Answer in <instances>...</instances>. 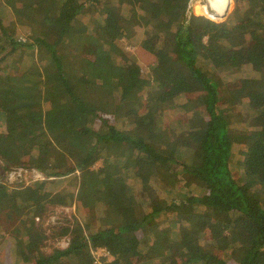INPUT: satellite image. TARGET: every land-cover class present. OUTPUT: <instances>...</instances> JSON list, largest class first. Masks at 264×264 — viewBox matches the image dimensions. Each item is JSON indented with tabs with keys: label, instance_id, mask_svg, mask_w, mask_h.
I'll return each mask as SVG.
<instances>
[{
	"label": "trees",
	"instance_id": "trees-1",
	"mask_svg": "<svg viewBox=\"0 0 264 264\" xmlns=\"http://www.w3.org/2000/svg\"><path fill=\"white\" fill-rule=\"evenodd\" d=\"M25 1L0 17V160L47 179L0 184L15 264H264V0L222 25L190 0ZM136 40L148 73L120 46ZM71 204L101 225L42 252L34 218Z\"/></svg>",
	"mask_w": 264,
	"mask_h": 264
},
{
	"label": "rangeland",
	"instance_id": "rangeland-1",
	"mask_svg": "<svg viewBox=\"0 0 264 264\" xmlns=\"http://www.w3.org/2000/svg\"><path fill=\"white\" fill-rule=\"evenodd\" d=\"M195 1L192 4V7L194 8V10L191 8V3ZM198 1V2H196ZM207 1V0H206ZM205 0H190L189 5H188V15H195V16H202L200 13L202 14H206V7L207 6V2ZM230 1V5L231 2L233 1V7L230 11H227V13L220 17V18H216L219 19V21L223 20L222 22L216 23L214 22V24L217 25H222L230 16V14L232 13V11L235 8V2L234 0H228ZM23 3H27V1L23 0ZM194 5V6H193ZM222 5H218L217 9L220 11ZM230 11V12H229ZM197 12V13H196ZM0 17L3 19L4 23H7L11 20H13V16L10 13V10L8 9V7L5 5L4 0H0ZM205 18V17H204ZM206 19V18H205ZM215 19V20H216ZM208 20V19H206ZM209 21V20H208ZM212 22L213 21H209ZM15 38H16V42H21L24 43L26 41V37L24 36L23 30L18 29L16 32ZM205 42L207 41L206 38L204 40ZM32 43V42H30ZM18 45H20L19 43H17ZM139 42L136 40L135 42L131 43V42H121L120 46H123L124 48V52H127L129 54H133L138 62L139 65L141 66L142 70L144 73H148L150 71V66H152L154 58L151 56H147L145 54H143L138 48ZM33 53L34 57H36L39 54V48L37 47V45H35V47H33V49H29L28 52ZM19 55V54H18ZM21 55V54H20ZM17 55L12 56V58H15ZM28 58L30 56H27ZM19 63H17L15 65L18 66ZM15 67L12 66V64L10 65V70L14 71V69H16ZM238 156V154L236 155ZM237 158V157H236ZM235 158V159H236ZM19 161H17V164H19V162H21V159H18ZM101 166L100 162H97L93 169H98ZM4 163L2 160H0V178H3L5 173L7 172V170L9 168H11V166H8L6 169H4ZM79 175V172L76 171V176ZM54 178H48V180H52ZM179 183L177 184L178 186V190H182V191H187L189 187H191L192 185V178L187 177L185 174H180L179 175ZM67 179H61V186H63L64 184H66ZM79 182L77 180L76 183V188L78 187ZM91 211H84V213H79L76 209V206L71 204V206H64V207H50L48 209V211H46V213L42 216H36L34 218V221L36 225V227L39 228V231H42V234L40 235L41 238H44V240H41V251L50 254L51 252H53L54 250H62L64 248L67 247L69 240L71 239V235H70V229L73 225L74 222H79L81 226H83L84 229H86L85 227V223L86 222H90V224L93 226V228H98L101 224H100V218H101V211H96V212H91L89 217H86V215L90 213ZM85 216V217H84ZM113 217V216H112ZM118 222L117 220H114L112 223L116 224ZM6 227H4L2 221H0V264H15V259L14 256L12 255V250L6 247H3V245L5 244L4 239H2V237H7L8 235H12V228L10 225L5 224ZM10 226V227H9ZM7 227L9 229H7ZM150 240V238H149ZM151 241H149L150 243ZM91 254V253H90ZM92 261L93 264H97L95 259H97L101 264H108L110 262H112L113 258L110 255V253L105 249V248H97L95 249L94 252V257L92 256ZM95 258V259H94Z\"/></svg>",
	"mask_w": 264,
	"mask_h": 264
},
{
	"label": "built area",
	"instance_id": "built-area-1",
	"mask_svg": "<svg viewBox=\"0 0 264 264\" xmlns=\"http://www.w3.org/2000/svg\"><path fill=\"white\" fill-rule=\"evenodd\" d=\"M47 177L32 167L14 166L7 170L3 178H0V184L8 187L9 189L17 190L30 187L38 182L45 181ZM95 250H91L94 257ZM95 259V258H94ZM97 264H101L95 259Z\"/></svg>",
	"mask_w": 264,
	"mask_h": 264
},
{
	"label": "bare ground",
	"instance_id": "bare-ground-1",
	"mask_svg": "<svg viewBox=\"0 0 264 264\" xmlns=\"http://www.w3.org/2000/svg\"><path fill=\"white\" fill-rule=\"evenodd\" d=\"M194 2L195 1H193L191 3V8L193 10H194V8L192 7V4ZM196 2H198V1H196ZM206 2H207V6H208V7H206V15L212 17L213 19L220 18V17L224 16L227 13V11L229 10L230 1H228V0H207ZM218 5H222L220 8V11L217 9ZM200 14H202V13H200ZM216 20H219V19H216Z\"/></svg>",
	"mask_w": 264,
	"mask_h": 264
}]
</instances>
